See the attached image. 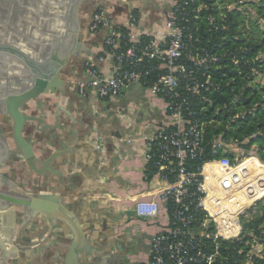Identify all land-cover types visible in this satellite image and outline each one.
Returning a JSON list of instances; mask_svg holds the SVG:
<instances>
[{
  "label": "crops",
  "instance_id": "0c3cea01",
  "mask_svg": "<svg viewBox=\"0 0 264 264\" xmlns=\"http://www.w3.org/2000/svg\"><path fill=\"white\" fill-rule=\"evenodd\" d=\"M99 9L105 11L106 24L92 31ZM171 9V0H84L78 13L80 49L61 70L62 89L28 104V112L50 125L57 123L56 111L62 108L57 127L38 130L30 122L24 129L42 159L57 153L44 173L35 172L15 148L11 118L0 119L5 138L0 140V188L11 190L14 184L31 194L57 192L77 215L98 264H147L152 239L169 221L165 211L144 217L135 210L138 200L157 198V183L147 179L146 142L164 120L163 101L140 82L105 98L83 96L77 84L90 78V64L104 76L115 74L117 62L106 52L111 27L127 29L135 12L139 18L132 31L161 39ZM73 236L59 219L50 223L43 214L27 219L19 207L0 210L1 245L13 253L8 264H67Z\"/></svg>",
  "mask_w": 264,
  "mask_h": 264
},
{
  "label": "built area",
  "instance_id": "2783aa9c",
  "mask_svg": "<svg viewBox=\"0 0 264 264\" xmlns=\"http://www.w3.org/2000/svg\"><path fill=\"white\" fill-rule=\"evenodd\" d=\"M171 1L172 9L164 22L166 33L161 39L138 37L132 31L139 18L134 13L127 34L111 27L106 52L117 62L115 74L104 76L90 64V78L78 82L77 88L83 96L95 93L105 98L118 95L130 83L140 82L150 95L163 101L164 120L146 142L147 179L157 183V198L138 200L135 210L144 217H156L165 211L169 221L152 239L147 264H223L232 252L222 245L223 241H238L240 244L233 249L242 255L240 264H254L255 258L263 254L245 252L242 217L247 214V206L235 207L236 191L230 185L237 166L226 156L204 158L206 121L200 118L198 106L201 102L211 103L207 96L201 97V92L214 86L212 65L223 60L217 51L221 44L208 49L194 36L202 10L209 7L207 3L192 8L196 0ZM245 3L236 0L225 7L229 12H246ZM209 19L213 21V17ZM105 24V11L99 9L90 29L95 31ZM143 36L148 39L143 41ZM193 40L199 44L196 50L191 46ZM231 57L236 63L242 61L236 54ZM257 60L252 74L264 78V54ZM212 143L214 150L226 152L234 142L221 134Z\"/></svg>",
  "mask_w": 264,
  "mask_h": 264
},
{
  "label": "water",
  "instance_id": "95a60500",
  "mask_svg": "<svg viewBox=\"0 0 264 264\" xmlns=\"http://www.w3.org/2000/svg\"><path fill=\"white\" fill-rule=\"evenodd\" d=\"M84 0H0V119L12 120V140L26 163L37 173H44L53 153L46 159L37 155L34 144L24 134L26 125L36 122L38 130L59 124V105L55 125L28 112L29 102L42 94L62 89V68L80 49L79 10ZM37 8V9H36ZM38 13H37V12ZM42 15V18L41 16ZM38 21L36 22V18ZM5 138L0 135V140ZM42 165V169L38 165ZM0 188V210L22 208L26 218L43 214L50 223L65 222L73 231V241L66 256L67 264H98L86 244L77 215L52 191L31 194L17 185ZM0 261L8 264L13 253L4 249Z\"/></svg>",
  "mask_w": 264,
  "mask_h": 264
},
{
  "label": "trees",
  "instance_id": "16d2710c",
  "mask_svg": "<svg viewBox=\"0 0 264 264\" xmlns=\"http://www.w3.org/2000/svg\"><path fill=\"white\" fill-rule=\"evenodd\" d=\"M203 2L209 7L202 10V17L197 21L198 27L193 30L194 36L197 42L200 41L202 46L208 49L221 44L217 51L223 55L221 62L212 65L214 86L211 90L201 92V97L207 96L212 104L201 102L198 106L200 118L206 121L204 158L218 159L226 156L234 162L237 150L255 147L257 155L264 160V84L255 83L252 74V67L259 63L255 58L264 52V31L255 32L248 29V25L255 27L253 25L255 22L251 21L248 24L249 21L238 10L229 12L224 0H196L192 8H197ZM250 4L256 9L258 19H264V0ZM210 16L213 17V21H210ZM116 29L124 34L128 32L125 27ZM147 39V36L142 37L143 41ZM196 41L193 40L191 44L195 50L199 47ZM124 45L123 48L126 47ZM234 54L242 61L234 62L231 57ZM221 134L225 139L233 141L236 146L226 152L214 150L213 139ZM250 159L254 171L264 174V165L254 158ZM242 223L243 239H251V231H254L264 240V199L256 202L248 216L242 217ZM208 244L214 245L210 241ZM239 244L238 241L233 244L223 241L222 245L232 251L229 260L223 264H240L242 255L233 249ZM254 264H264V253L261 257L255 258Z\"/></svg>",
  "mask_w": 264,
  "mask_h": 264
},
{
  "label": "rangeland",
  "instance_id": "374dc122",
  "mask_svg": "<svg viewBox=\"0 0 264 264\" xmlns=\"http://www.w3.org/2000/svg\"><path fill=\"white\" fill-rule=\"evenodd\" d=\"M220 1V0H219ZM225 3H231L236 0H224ZM260 0H246L244 9H248L246 12L245 10H242L241 13H243L244 17L247 19L248 24L250 22H255L253 25L255 27H251V25H248V29H252L255 32L264 31V20L258 19L257 11L254 8L253 5L250 4V2H259ZM221 3V2H220ZM222 5V4H221ZM226 6V5H225ZM264 52H262L259 55H263ZM255 83H259L261 85L264 84V78L256 76ZM236 145L233 143L232 148ZM254 158L258 163L261 165H264V160H261L260 157L257 155L256 148L253 147L251 149L241 148L240 150H237L235 153V159L233 162L234 166H238L239 164H242L245 162V165L243 167V170H241L237 175L233 176V179L230 180V185H232L233 189L236 191L234 192L235 195H233L235 202V207H246L247 214H249V211L251 208L256 204L257 201L264 199V174L262 172H255L254 167L252 165L251 159ZM259 199V200H258ZM243 200V202H242ZM252 202V203H251ZM251 239H246L247 246L245 252L248 251V253L257 252L260 255L264 253V240L260 235H256L254 231H251Z\"/></svg>",
  "mask_w": 264,
  "mask_h": 264
},
{
  "label": "bare ground",
  "instance_id": "6f19581e",
  "mask_svg": "<svg viewBox=\"0 0 264 264\" xmlns=\"http://www.w3.org/2000/svg\"><path fill=\"white\" fill-rule=\"evenodd\" d=\"M244 165H245V162H243L242 164H239L236 168H234L233 172L231 173L232 175L230 176V180L233 179V176L237 175L241 170H243Z\"/></svg>",
  "mask_w": 264,
  "mask_h": 264
}]
</instances>
